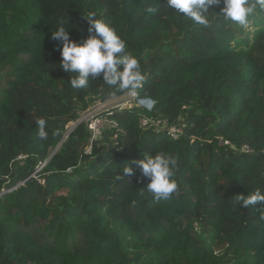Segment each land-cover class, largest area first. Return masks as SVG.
<instances>
[{
  "label": "trees",
  "instance_id": "16d2710c",
  "mask_svg": "<svg viewBox=\"0 0 264 264\" xmlns=\"http://www.w3.org/2000/svg\"><path fill=\"white\" fill-rule=\"evenodd\" d=\"M164 3L153 14L137 0H0V264H264V206L234 203L264 194V11L243 27L221 0L205 27ZM90 16L138 59L137 97L152 106L111 109L116 139L104 129L85 153L81 114L125 94L102 74L73 89L60 66L52 31L63 24L80 43ZM144 116L182 131L141 128ZM157 152L179 158L169 199L147 191L138 166Z\"/></svg>",
  "mask_w": 264,
  "mask_h": 264
},
{
  "label": "clouds",
  "instance_id": "9594fccd",
  "mask_svg": "<svg viewBox=\"0 0 264 264\" xmlns=\"http://www.w3.org/2000/svg\"><path fill=\"white\" fill-rule=\"evenodd\" d=\"M221 0H166L165 7L191 20L193 23L207 27L209 24V9ZM221 16L226 21L248 26V17L253 14L256 6L264 11V0H222ZM150 13H157V7H149ZM89 20V36L80 43L70 39L67 27L61 24L52 31V39L62 42L61 62L62 69L74 74L70 78L73 89H83L89 86L90 80H96L102 74V81L110 86H116L128 96L137 95L145 80L138 59L125 51L126 44L116 31L101 19L87 17ZM38 137L47 140L46 120H35ZM59 135V131L53 133ZM178 157L157 152L155 156L146 155L138 161L142 177L149 180L146 189L156 199H169L173 193L179 191L178 184L173 178L178 167ZM124 175H131L133 169L125 167ZM235 204L240 207L264 206V194L257 189L252 194L235 195ZM264 219V216L261 217Z\"/></svg>",
  "mask_w": 264,
  "mask_h": 264
},
{
  "label": "built area",
  "instance_id": "2783aa9c",
  "mask_svg": "<svg viewBox=\"0 0 264 264\" xmlns=\"http://www.w3.org/2000/svg\"><path fill=\"white\" fill-rule=\"evenodd\" d=\"M119 97L120 98H118V101L114 105V107L106 108L102 111H96V112L89 111L90 115L87 119H85V121L87 123V128L89 130L90 139H89V144L85 149V153H90L93 142L101 136L104 129L108 128V129L114 130L113 139H116V135L120 129L118 127L117 122L111 118V109L116 108V107L117 108H130L133 106H140L146 109H151V106L150 108H148L149 106H146L140 103L141 99H139L137 95L134 97H131L125 93ZM107 102H109V99ZM139 126L141 128H147L149 126H153L157 130L166 131L167 135L173 139L178 138L179 134L182 131V129L178 126L168 125L166 120H163V119L152 120L145 116L139 119ZM220 143H223L225 145H231L229 141L221 140ZM231 147L233 148V145H231ZM241 151L248 152L250 151V149L248 148V146L243 145L241 148Z\"/></svg>",
  "mask_w": 264,
  "mask_h": 264
},
{
  "label": "rangeland",
  "instance_id": "374dc122",
  "mask_svg": "<svg viewBox=\"0 0 264 264\" xmlns=\"http://www.w3.org/2000/svg\"><path fill=\"white\" fill-rule=\"evenodd\" d=\"M139 3H142L143 5H144V7L146 8V10L151 6V7H153L152 6V2L154 1V0H137ZM162 26V19L161 18H158L157 20H156V22L154 23V25H153V27H161ZM112 97V98H111ZM117 97V98H116ZM118 98H120L119 96H116V95H111L108 99H109V102H107L108 101V99L107 100H105L104 102H94L91 106H90V108L87 110V111H85L83 114H81V117H80V119L79 120H85V119H87L88 117H89V111H102V110H104V109H106V108H111V107H114V105L117 103V101H118ZM150 106H152V102H151V104H150ZM150 106L148 107V108H150ZM98 108H99V110H98ZM75 123H69L68 125H67V129L69 130V129H71L72 127H73V125H74Z\"/></svg>",
  "mask_w": 264,
  "mask_h": 264
},
{
  "label": "water",
  "instance_id": "95a60500",
  "mask_svg": "<svg viewBox=\"0 0 264 264\" xmlns=\"http://www.w3.org/2000/svg\"><path fill=\"white\" fill-rule=\"evenodd\" d=\"M79 121H80V120H78L76 123H78ZM76 123H75V124H76ZM75 124H74V125H75ZM74 125H73V126H74ZM68 132H69V131H67V133L64 135L63 139L66 137V135L68 134ZM59 145H60V144H59ZM59 145H58V146H59ZM57 148H58V147H57ZM57 148L54 149V151L51 153V155L48 157V159H47L45 162H47V161L50 159V157H51L52 154L57 150ZM45 162H44L43 164H45ZM43 164H42V165H43Z\"/></svg>",
  "mask_w": 264,
  "mask_h": 264
},
{
  "label": "bare ground",
  "instance_id": "6f19581e",
  "mask_svg": "<svg viewBox=\"0 0 264 264\" xmlns=\"http://www.w3.org/2000/svg\"><path fill=\"white\" fill-rule=\"evenodd\" d=\"M140 103H142L143 105H146V106H150V104H151V102H150L149 99H147V100H141Z\"/></svg>",
  "mask_w": 264,
  "mask_h": 264
},
{
  "label": "crops",
  "instance_id": "0c3cea01",
  "mask_svg": "<svg viewBox=\"0 0 264 264\" xmlns=\"http://www.w3.org/2000/svg\"><path fill=\"white\" fill-rule=\"evenodd\" d=\"M143 100H147V99H143ZM151 102V101H150Z\"/></svg>",
  "mask_w": 264,
  "mask_h": 264
}]
</instances>
